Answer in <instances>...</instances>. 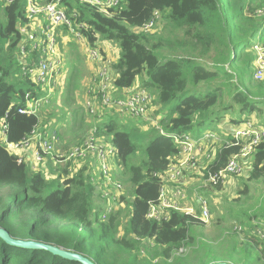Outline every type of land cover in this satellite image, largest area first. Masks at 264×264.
I'll return each mask as SVG.
<instances>
[{
    "label": "trees",
    "instance_id": "obj_1",
    "mask_svg": "<svg viewBox=\"0 0 264 264\" xmlns=\"http://www.w3.org/2000/svg\"><path fill=\"white\" fill-rule=\"evenodd\" d=\"M63 4L68 12L77 13L75 26L85 36L87 44L96 46L103 41L119 42L121 52L113 64V83L118 91L134 85L145 72L146 79L141 85L155 91L161 104L172 103V106L158 121V128L145 138V145L140 147L143 157L136 163L132 158L144 137L140 130H135L136 126L117 125L110 118L100 123L94 121V127L89 128V133L94 131L97 138L115 148L112 162L118 168L117 180L131 186L132 201H126L130 210L125 222H121V208L112 209L102 218L106 203L94 202L96 184L93 181L97 180L94 178L98 173L89 163L78 167L68 161L63 174L51 180L56 186L51 190L42 172H34L28 164L18 163L0 142V226L14 238L42 241L76 251L95 264H171V257L173 261L180 262L183 257L176 256L174 250L192 243L190 227L200 221L172 209L168 211V218L161 222L146 217L149 203H157L162 184L160 175L178 154V147L169 135H194L203 123L209 122L213 107L221 99L220 72L230 79H238L232 100L240 106V112L250 111L260 102L259 98L264 97V80L257 82L254 90L244 85L246 76L251 77L250 64L255 57L250 51L251 46L259 40L264 47V0H121L122 6L114 9L112 15H104L74 0H63ZM23 7V0H15L11 4L0 2V37L8 39L3 53L0 50V120L5 119L6 136L11 142L26 138L37 125L45 129L50 123L49 120L44 122L42 113L27 115L18 111L25 105L27 92H31V97L40 96L35 83L22 75L20 62V76L13 74V50L17 46L19 50L22 38L17 26L24 20ZM154 10H159L174 29L181 30V37L163 39L151 32L132 30L148 21ZM58 42L61 43L59 39ZM174 44L185 49L186 54L163 56L165 59L160 60L154 52V49L165 45L170 48ZM210 45H214L222 57L224 54L219 65L216 62L212 64L214 69L206 68L193 55L204 56ZM224 64H228L231 70H224ZM21 83L26 85L23 87L19 85ZM65 86V100L70 103L73 90L67 82ZM54 98L58 100L51 97L50 101ZM49 105L46 104L42 111H51L47 109ZM220 112L216 113L217 119ZM76 113V110L71 112L72 124L77 120ZM97 113L95 120L99 117ZM240 115L235 120L230 118L229 125L242 123ZM160 129L165 134H161ZM53 130L57 133L55 128ZM263 139L251 155L252 176L264 173ZM219 143L218 148V143L211 145L214 155L212 161L202 167L204 177L207 170L217 171L224 167L228 157L238 150L237 146L227 147ZM71 165L74 172L70 176ZM100 192L101 187L97 191L99 197ZM124 199L121 195L118 203ZM254 222L247 226L252 233L259 227ZM120 228L122 235L119 236ZM255 236L251 246L244 249L245 257L241 264H264V243L254 257L250 256L257 246L253 240L260 238ZM143 242L147 244L143 245ZM213 251L212 246L205 244L201 254H197L200 260L195 264L226 261ZM158 257L161 260L154 263ZM0 264L81 263L44 249L9 245L0 238Z\"/></svg>",
    "mask_w": 264,
    "mask_h": 264
},
{
    "label": "built area",
    "instance_id": "obj_2",
    "mask_svg": "<svg viewBox=\"0 0 264 264\" xmlns=\"http://www.w3.org/2000/svg\"><path fill=\"white\" fill-rule=\"evenodd\" d=\"M15 0H0L11 4ZM24 20L18 25L22 35L18 50V60L21 63L22 75L28 77L36 85L38 97H31V92L24 96L25 105L19 107L22 114L37 115L44 104L49 103L52 94L60 93L64 79L63 52L58 42L57 28L65 27L77 41L85 45L87 61L93 67L85 88L90 98L86 102V111L96 113L95 104L98 102L102 111L120 113L144 121L154 122L150 117L153 94L137 81L131 87L118 91L115 87L113 64L115 58L94 45L87 44L85 36L75 26V11L68 12L63 0H23ZM87 4L104 15H112L121 0H74ZM160 11L154 10L148 21L136 28L138 32L149 33L157 25ZM65 38V39H64ZM60 41L64 45L66 37ZM261 46V45H259ZM257 49L254 60V77L264 79V47ZM64 48V46L62 47ZM56 92L54 93V91ZM98 112V111H97ZM156 119V118H155ZM156 128L158 125L154 122ZM7 125L5 119L0 120V142L17 158L18 163H26L31 169H38V165L48 162L71 161L78 167L86 163L87 158H94L97 163L98 179L103 178L100 198L106 203L104 218L113 208V203L119 200L121 189L119 181L113 177L112 161L115 148L94 135V131L86 135L80 142L67 151L57 148L58 136L54 130L42 129L35 126L26 138L11 142L6 136ZM161 134H165L161 129ZM227 137L221 138L213 131L194 136L191 133L169 135L178 147L175 161L169 163L165 172L160 175L158 200L149 203L146 217L156 222L168 218L170 209L183 212L206 220L210 216L206 200L202 197L190 198L182 185L186 177L193 176L199 167L200 154L207 152L206 161L211 162L214 155L212 144L222 142L224 146H237L236 153L230 155L224 167L217 171L207 170L202 185H217L225 183L227 177L240 175L245 168V161L253 154L255 147L264 137V127L256 125L250 120L236 124L228 131ZM209 150V151H208ZM70 173L73 169L69 168ZM100 177V178H99ZM97 181H100L98 180ZM196 199V200H195ZM193 202L198 204V211ZM240 229V226L238 227ZM260 229V228H259ZM264 232V229H263ZM264 236V233H263Z\"/></svg>",
    "mask_w": 264,
    "mask_h": 264
},
{
    "label": "rangeland",
    "instance_id": "obj_3",
    "mask_svg": "<svg viewBox=\"0 0 264 264\" xmlns=\"http://www.w3.org/2000/svg\"><path fill=\"white\" fill-rule=\"evenodd\" d=\"M119 6L121 7L122 4ZM259 13H261V11H259ZM1 22H3V16H1ZM132 30L134 32H138L136 28H132ZM57 33H59V40L66 37L65 44L62 45V42L60 43V49L63 52L64 59V79L62 90L60 93L57 92L56 94H52L50 96L58 98V100L54 98L52 102L49 100V103H47L50 104L47 109H50L51 111H42L41 109V111L38 112V114L42 113L41 115L44 117V122L49 120L50 123L47 127L48 130L54 128L56 129L58 133V142L56 144L57 148L63 149V152L67 151L69 148L75 145L77 141H79L81 138H84L89 133V128L94 127V121L100 123V121L103 119L109 120L111 118L117 125L126 124L133 127L136 126L135 130L137 129L141 131V134L144 137L140 142L138 152L132 158L133 163L138 162L143 157L140 147L145 145V138L151 134L154 128H156L154 122H156L158 125V121L169 111L172 103L164 105L161 104L158 101L157 93L148 89L153 94L150 117L154 119V122L144 121L139 118H133L129 117L128 115L114 112L104 115L102 114L104 111H102V108H100L98 102L95 104V108H97L96 113L97 111L99 112L97 113L99 117H97L95 120L96 113L89 114L86 112V102L90 98V95L86 92L85 85L92 73L93 67L90 65V62L87 61L85 45L76 39L73 40L72 34L63 26L57 28ZM151 33H154V36H160L163 39H173L174 37H181L182 35V31L179 29H174L172 24L169 23L168 19H166L161 12L160 18L157 21V25L152 29ZM7 41V38L0 37L1 53H3V50L6 48ZM103 42H98L95 47L102 49ZM107 42L109 44L108 54L115 58L121 52L119 42L115 40H110ZM63 46L64 49L62 48ZM254 46L262 47L261 41L255 40V43L250 48V51H252L255 56V60L257 49ZM115 51L118 55L115 54ZM154 52L160 60L165 59L164 57L186 54L185 49H181L178 44H174L170 48L165 45L161 49H154ZM193 55L196 56L195 60L197 62L209 69H214L212 64L216 62L219 65L222 62V58L224 57V54L222 57V55L217 50H215L214 45L209 46V49L204 56H199L196 53H193ZM116 59L117 58H115V60ZM254 60L250 64L251 77L247 75L244 79V85L250 90H254V85L257 82L264 80H259L254 77ZM223 66L225 67L224 70H231V67L228 64H224ZM12 67L13 74L20 76L18 46L13 50ZM223 73L224 72H220L219 74V81H221L222 84L220 85L219 81H216L221 87V99L219 100L218 104L213 107L212 117L209 122L203 123L199 130L194 132V135H197L198 133L203 134L207 131H213L216 134H219L221 138L227 137L229 132L225 131L224 128L229 126V121H232V119H237L240 114L242 115V113V121L250 120L254 124L264 127V97L261 96L259 98L260 102L256 103L255 107L250 111L246 109L243 112H240V106L237 103H234L232 100V94H234V91L236 90V83L238 79L236 77L230 79ZM145 75V72H143L138 77L139 84H141L146 79ZM66 82L73 90L72 96L70 97L72 98L70 103H66L65 100L67 96V92L64 91L66 88ZM238 84L239 83H237V85ZM19 85L24 87L26 84L21 83ZM55 92L56 90L54 93ZM45 105H43L42 108ZM227 106L229 107L225 108ZM73 110L77 111V120L74 124H72L71 121V112ZM218 112L221 114L218 116L219 119L215 117L216 113ZM210 122L213 123L209 125ZM235 125L236 124H233L232 126L231 124L232 128H234ZM219 146L220 143L216 145V148ZM86 163H89L95 172L98 171L96 169L97 163L93 157ZM68 164V162L50 161L47 163V165L46 163L38 165V169H33V171L42 172L47 177V183L50 186L49 189L52 190L56 188V186L52 184L51 180L55 179L57 175L63 174ZM110 165L112 166V175L117 180L119 176L118 168L112 161H110ZM203 165L204 163L199 162V167L196 169L193 179L191 180L189 186L187 188L185 187V189L190 198H197L200 196L206 200L210 216L208 219L201 220L194 226L190 227V234L193 237L191 244L180 246L174 250L176 256L183 257L181 259L182 261H173L172 257L169 259V261L171 264H195V262L200 260L197 254H201L203 246L207 244L212 246V250H214L213 252L216 254V256L223 257L226 259V261L231 263L241 264L243 260L242 258L245 257L244 249L252 243V239L254 238L253 236L258 235L260 238L257 237L258 240H253L254 244L257 242V246L256 249H252V254H250V256L254 257L257 254L256 250H259L263 245L262 243H264V173L261 172L256 176L251 175L252 157L250 156L245 161V168L243 173L240 175H233L230 178L227 177L225 183L223 184L204 186L202 185V182L204 181V172L203 175L201 172ZM71 167L74 172V166L71 165ZM85 173L87 172L85 171ZM72 174L70 173V176ZM94 179H98V174ZM102 179L103 178L98 179L100 180L99 183L97 180L93 181L96 184H93L96 193L94 202L98 204L102 203V200L97 193V191H99V187L104 185V182L101 181ZM118 183H121V189L119 191V195L117 196L120 197L123 195L125 199L120 203H118V200L114 202V207L112 209L118 210L121 208V222H125L127 219V214L130 210V205L127 204L126 201H132V197L130 195L131 186L122 181H119ZM193 205L198 211V204L196 205V202H193ZM249 218L250 220H248ZM254 221L258 223L259 227L254 229L253 234L252 231L248 230L247 226L249 222L253 223ZM239 226L240 229H238ZM117 235H122V228L119 229ZM146 244L147 242H143V245ZM160 260L161 258L158 257L154 259L153 262L158 263Z\"/></svg>",
    "mask_w": 264,
    "mask_h": 264
},
{
    "label": "water",
    "instance_id": "obj_4",
    "mask_svg": "<svg viewBox=\"0 0 264 264\" xmlns=\"http://www.w3.org/2000/svg\"><path fill=\"white\" fill-rule=\"evenodd\" d=\"M0 238L7 244L21 247V248H27V249H44L52 254L58 255L62 258L71 260V261H77L81 264H95L91 259L87 258V256L71 250H66L61 247L55 246L50 243H45L42 241L37 240H31V239H18L12 237L7 230H5L3 227L0 226ZM212 264H233L228 261H217Z\"/></svg>",
    "mask_w": 264,
    "mask_h": 264
},
{
    "label": "crops",
    "instance_id": "obj_5",
    "mask_svg": "<svg viewBox=\"0 0 264 264\" xmlns=\"http://www.w3.org/2000/svg\"><path fill=\"white\" fill-rule=\"evenodd\" d=\"M105 42V43H104ZM103 43H102V51H106V53L108 54V46H109V44H108V42L107 41H104ZM103 47H104V50H103ZM115 54L116 55H118L117 53H116V51H115ZM110 55V54H109ZM111 56V55H110ZM119 56V55H118ZM118 56H116L115 58H118ZM113 57V56H112ZM114 58V57H113ZM137 82H138V78H137ZM139 83V82H138ZM240 117L242 118L243 117V113H242V115H240ZM232 126H233V124H232ZM232 126H226L225 128H224V130L225 131H230L231 130V128H232ZM209 151V150H208ZM206 154H207V152L205 151V150H203L202 152H201V154H200V162H202V163H204V164H207V163H209V161H206ZM193 179V176H190V177H186L184 180H183V182H182V185L184 186V187H188L189 186V184H190V182H191V180Z\"/></svg>",
    "mask_w": 264,
    "mask_h": 264
},
{
    "label": "clouds",
    "instance_id": "obj_6",
    "mask_svg": "<svg viewBox=\"0 0 264 264\" xmlns=\"http://www.w3.org/2000/svg\"><path fill=\"white\" fill-rule=\"evenodd\" d=\"M45 105V104H44ZM41 109H42V107H41ZM41 109H40V111H41ZM40 127V126H39ZM41 128V127H40ZM42 129H44V128H42ZM45 129H47V128H45ZM50 130H53V129H50ZM58 136V135H57Z\"/></svg>",
    "mask_w": 264,
    "mask_h": 264
}]
</instances>
